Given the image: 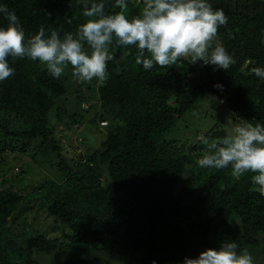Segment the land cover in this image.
<instances>
[{"label": "trees", "instance_id": "trees-1", "mask_svg": "<svg viewBox=\"0 0 264 264\" xmlns=\"http://www.w3.org/2000/svg\"><path fill=\"white\" fill-rule=\"evenodd\" d=\"M83 2L0 0V5L15 11L27 40L41 26L46 36L52 30L61 38L75 34L88 19ZM87 2L90 7L101 0ZM103 2L106 14L121 11L116 0ZM126 3L127 19L140 15L143 1ZM208 3L228 18L209 49L219 44L233 57L227 71L202 61L193 65L184 57L165 67L153 62L146 70L136 63L137 46L118 45L114 36L107 80L83 81L89 95L72 96L76 105L71 110L67 78L52 76L39 60L8 58L15 73L0 81V165L11 166L4 159L9 149L32 151L35 161L42 156L51 162L57 178H46L35 193L45 200L49 215L70 231L67 243L44 234L31 236L25 240L26 251L58 250L75 257L62 264H106L81 256L89 250L122 254L127 264H184L186 257L234 241L238 252L247 249L254 264H264V194L251 179L256 173L237 179L231 165L211 169L197 163L206 153L204 140L226 135L222 123L196 129L180 141L168 137L206 99L207 91L226 106L219 118L227 114L236 121L264 124V79L252 71L264 68V0ZM7 24L0 13V28ZM68 68L73 71L70 64ZM218 83L223 91L214 87ZM53 109L69 130H78L75 144L80 148L88 140L82 133L98 121L100 146L84 154L81 149L77 153V145L73 150L64 145L50 117ZM72 151L77 156L68 158ZM24 183L20 190L0 188V264H20L13 257L19 246L8 224L27 199L21 191Z\"/></svg>", "mask_w": 264, "mask_h": 264}, {"label": "clouds", "instance_id": "clouds-1", "mask_svg": "<svg viewBox=\"0 0 264 264\" xmlns=\"http://www.w3.org/2000/svg\"><path fill=\"white\" fill-rule=\"evenodd\" d=\"M143 5L140 15L129 20L126 0H116L115 6L121 11L115 14L105 13L103 0L93 2L90 7L84 0L83 16L88 19L75 34L65 33L61 38L58 31L52 30L46 36L41 26L38 34L27 40L15 11L0 5V13L8 21L6 29L0 28V81L15 73L9 66V57H27L46 64L56 78L70 64L75 78L87 82L96 78L102 84L108 78L107 62L113 59L109 45L114 36L118 45L137 46L136 63L146 70L153 67V62L165 67L176 64L182 57L190 58L193 65L202 61L216 70L227 71L234 63L233 57L219 44L209 51L218 28L227 25L223 9H213L208 0H143ZM68 22L71 23L70 19ZM252 71L264 79V68L256 67ZM214 87L220 91L224 88L219 83ZM224 127V137L203 141L206 153L198 165L211 169L231 165L232 175L237 179L246 172L256 173L251 179L264 194V124L228 118ZM238 247L234 241L223 242L219 249L210 248L196 258L186 257L184 264H254L251 253L247 249L238 252Z\"/></svg>", "mask_w": 264, "mask_h": 264}, {"label": "rangeland", "instance_id": "rangeland-1", "mask_svg": "<svg viewBox=\"0 0 264 264\" xmlns=\"http://www.w3.org/2000/svg\"><path fill=\"white\" fill-rule=\"evenodd\" d=\"M43 66L47 67L46 64H43ZM72 72L73 71L67 67L64 73H62V76L67 78V83L70 87L68 92L70 103H67V107L69 109L71 108V110L76 105L71 99L72 96L79 93L88 96V93L90 92L88 90V85L78 78H75ZM211 97L216 96L207 91L206 99H204L205 102L201 101L193 112L188 113L183 119L179 120V124L176 126L177 129L168 134V137L180 141L185 134L188 136L192 131L194 132L196 129L202 130L203 128L211 127V125L216 122L222 123L221 125H223V128L225 129L224 123L227 122L228 118H232V116L226 114L223 115L222 118H219L218 114L224 111L226 106L220 102L219 98L218 100H214ZM66 102L67 101L64 98L63 104L65 105ZM207 103H209V105H207ZM56 113V109H53L50 112V117L52 118L56 127V132L60 134L61 141L64 145L68 144V147H71L72 150L76 148L75 146L77 145V149H79V151L77 150V153L80 152L81 149L84 154H86V152L89 153V151H93L100 146L103 139L101 138V133L97 132L99 127L98 121L82 133L84 137H88V140L86 145H83L81 146L82 148H80L78 147L79 144H75V136L77 135L76 133L78 130L76 132L69 130V125H65L66 123L64 124L56 118ZM63 116L65 120H70V117L66 116L64 113ZM102 123L103 122H101V126L103 127ZM98 135L99 139L97 138ZM93 140L95 141L93 142ZM72 152H69L68 158H75L77 156V154L74 152L73 154ZM38 157L40 158L39 161H35L32 151L20 152L18 150L13 152L9 149L4 155V159L9 162L11 166L6 164L0 165V188L20 190V182H25L24 189L21 191L27 195L24 204L18 209L16 216L12 218L8 224L10 236L17 241L19 246V252L13 257L20 264H62L68 259H73L75 257L58 250L52 254H38L36 251H26L25 240L37 234H44L50 238H58L60 243H67L70 241L69 229L64 227L61 223L56 222L54 218L49 215L45 200L35 193L37 186L46 178L51 176L57 178V170L55 166L44 157ZM10 161L14 165H12ZM25 178L26 180H24ZM81 256L89 260L98 259L106 264H127V257L119 253L89 250Z\"/></svg>", "mask_w": 264, "mask_h": 264}, {"label": "built area", "instance_id": "built-area-1", "mask_svg": "<svg viewBox=\"0 0 264 264\" xmlns=\"http://www.w3.org/2000/svg\"><path fill=\"white\" fill-rule=\"evenodd\" d=\"M139 1H141V2H142L143 0H139Z\"/></svg>", "mask_w": 264, "mask_h": 264}]
</instances>
